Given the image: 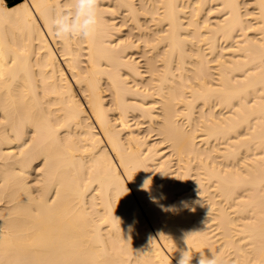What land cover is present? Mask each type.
<instances>
[{
    "label": "bare ground",
    "instance_id": "6f19581e",
    "mask_svg": "<svg viewBox=\"0 0 264 264\" xmlns=\"http://www.w3.org/2000/svg\"><path fill=\"white\" fill-rule=\"evenodd\" d=\"M71 4L0 0V264H264V0Z\"/></svg>",
    "mask_w": 264,
    "mask_h": 264
},
{
    "label": "clouds",
    "instance_id": "9594fccd",
    "mask_svg": "<svg viewBox=\"0 0 264 264\" xmlns=\"http://www.w3.org/2000/svg\"><path fill=\"white\" fill-rule=\"evenodd\" d=\"M98 9L99 0H72L67 12H58L51 19L53 34L61 40L93 38L99 22ZM148 181L145 180L144 186ZM186 240L187 236L185 242ZM194 258L191 249L186 246L180 251L176 264H193ZM196 264H223V261L215 255L201 253Z\"/></svg>",
    "mask_w": 264,
    "mask_h": 264
},
{
    "label": "rangeland",
    "instance_id": "374dc122",
    "mask_svg": "<svg viewBox=\"0 0 264 264\" xmlns=\"http://www.w3.org/2000/svg\"><path fill=\"white\" fill-rule=\"evenodd\" d=\"M21 1H23V0H6V2H7V4L8 5H13V4H15V3H18V2H21ZM243 1H245V0H243ZM117 22H118V19H117ZM118 25L120 26L121 25V20L119 19V23H118ZM128 28V31H127V29H123V31H122V35L125 37V35H128L129 33H130V27L129 26H127V25H125V26H123L122 28ZM125 32H126V34H125ZM143 131H144V128H143ZM144 132H146L145 134H147V131H144ZM154 132H152V135L151 134H149V136L151 137L150 139L152 140H150L149 142H151V143H154V141H155V137H156V142L158 141L157 140V136H155V134H153ZM155 136V137H154ZM153 137V138H152Z\"/></svg>",
    "mask_w": 264,
    "mask_h": 264
},
{
    "label": "crops",
    "instance_id": "0c3cea01",
    "mask_svg": "<svg viewBox=\"0 0 264 264\" xmlns=\"http://www.w3.org/2000/svg\"><path fill=\"white\" fill-rule=\"evenodd\" d=\"M14 5V4H13Z\"/></svg>",
    "mask_w": 264,
    "mask_h": 264
}]
</instances>
